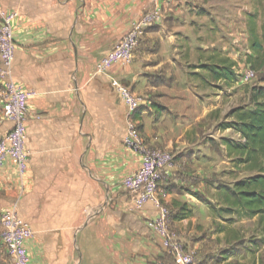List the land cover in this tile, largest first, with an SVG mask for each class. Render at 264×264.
Segmentation results:
<instances>
[{
  "label": "crops",
  "instance_id": "0c3cea01",
  "mask_svg": "<svg viewBox=\"0 0 264 264\" xmlns=\"http://www.w3.org/2000/svg\"><path fill=\"white\" fill-rule=\"evenodd\" d=\"M234 1L1 0L14 14L11 79L36 94L27 102V170L19 175L11 160L0 169V213L15 209L30 227V264L172 263L152 227L154 205L134 207L121 187L140 157L122 144L126 108L114 81L140 99L144 145L173 156L158 195L193 264H264V236L247 242L220 202L212 210L214 138L200 139V123L217 111L223 120L242 90L213 72L251 67L249 29H257L264 0ZM153 10L161 21L142 31L131 63L96 74L100 59ZM10 129L0 97V138ZM0 264H12L1 242Z\"/></svg>",
  "mask_w": 264,
  "mask_h": 264
},
{
  "label": "built area",
  "instance_id": "2783aa9c",
  "mask_svg": "<svg viewBox=\"0 0 264 264\" xmlns=\"http://www.w3.org/2000/svg\"><path fill=\"white\" fill-rule=\"evenodd\" d=\"M13 17V13L2 8L0 0V97L2 117L11 124V129L0 138V169L7 160H11L18 174L23 175L27 170L25 150L27 102L36 94L33 91L23 90L11 79L15 51L11 30ZM160 21L161 15L157 10L145 14L118 44L100 59L95 67V73L105 75L115 65L130 64L142 31L157 25ZM254 76L255 72L247 67L241 73L240 79L247 84ZM112 84L126 108L125 135L122 144L126 150L140 157L138 170L123 178L121 187L131 196L134 207L141 208L151 203L156 208L157 216L152 227L161 237L165 253L172 261L171 264H193V255L184 252L176 237L169 231L168 211L161 205L158 195L163 171L175 165L173 156L167 151L148 149L144 145L139 131L140 123L135 118L141 105L140 99L117 81ZM31 236L30 227L21 220L15 209L0 213V242L12 264H30L24 244Z\"/></svg>",
  "mask_w": 264,
  "mask_h": 264
},
{
  "label": "trees",
  "instance_id": "16d2710c",
  "mask_svg": "<svg viewBox=\"0 0 264 264\" xmlns=\"http://www.w3.org/2000/svg\"><path fill=\"white\" fill-rule=\"evenodd\" d=\"M248 45L253 56L248 57L247 62L254 68L253 71L263 70V31L259 34L255 28H250ZM232 66L216 68L213 72L216 79L238 82L240 76L235 74ZM260 81L264 82L262 78ZM248 101L246 106L229 110L217 126L220 131L230 130L237 136V139L222 138L221 142L234 168L249 173L230 186L216 187L219 202L223 206L218 211L236 219L255 218L259 224H264V87H253Z\"/></svg>",
  "mask_w": 264,
  "mask_h": 264
},
{
  "label": "rangeland",
  "instance_id": "374dc122",
  "mask_svg": "<svg viewBox=\"0 0 264 264\" xmlns=\"http://www.w3.org/2000/svg\"><path fill=\"white\" fill-rule=\"evenodd\" d=\"M234 3L238 5L239 0H235ZM255 25L257 26L256 30L258 33H260V30L263 31L264 33V14H261L260 19H258L255 22ZM243 69H242V72H243ZM252 70H254V68ZM242 72H240L238 75L240 76ZM254 72H255L254 78L251 80V82L247 84L242 83L241 79L239 78V82H240V86L242 87V90L241 88H239V86H237V89H235L234 91V93L235 92L236 93L234 94V97H233L234 98L233 103L236 105V107L246 106L249 102L248 100H249L250 90L255 86L259 87L258 82L260 81L261 78L264 80V69L261 71L255 69ZM261 87H264V82H261ZM219 119H222V116H220L217 111V115L210 114L205 118V120H203L200 123L201 128L205 129L204 131H201L202 134L204 135L200 136V139H203V137L206 138L207 136H211L214 138V148H213L214 149V153H213L214 171L213 173L214 172L215 173H214L213 179L215 183V188L217 186L218 187L230 186V184H232L234 181L238 179H242L249 175L248 172H244L239 168H234L233 163L230 161L229 158H227L225 151H224V146L220 140L222 138L230 139L231 137L232 139H235V137L231 134L232 132L230 130L221 132L217 129L218 123L220 122ZM139 131H140V125H139ZM209 194H210V191H209ZM122 195L125 196L126 194L122 191ZM213 199L214 200H211V197H210V200L212 201L210 202V205L212 206V210L214 211V209L216 210V208L219 205V201H218L219 199H218V195L216 191H215V196ZM223 216L227 218V222L231 225L230 227H233L239 232H241V236L244 237L247 240V242L248 241L257 242L256 240H258V238L264 236V234L260 233V227H259V230L257 229L258 228L256 224L257 219H255V221H250L251 219L250 220L245 219L244 221H242L244 223L239 224V221H237L238 219H236V217L234 218L233 216H228V215H223Z\"/></svg>",
  "mask_w": 264,
  "mask_h": 264
}]
</instances>
